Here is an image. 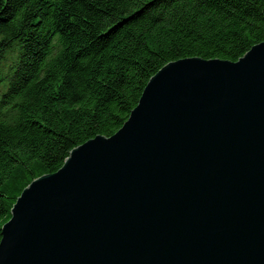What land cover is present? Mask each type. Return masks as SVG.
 I'll return each instance as SVG.
<instances>
[{"label": "water", "instance_id": "obj_1", "mask_svg": "<svg viewBox=\"0 0 264 264\" xmlns=\"http://www.w3.org/2000/svg\"><path fill=\"white\" fill-rule=\"evenodd\" d=\"M0 264H264V43L165 65L115 135L23 191Z\"/></svg>", "mask_w": 264, "mask_h": 264}, {"label": "trees", "instance_id": "obj_2", "mask_svg": "<svg viewBox=\"0 0 264 264\" xmlns=\"http://www.w3.org/2000/svg\"><path fill=\"white\" fill-rule=\"evenodd\" d=\"M261 43L264 0H0V241L23 191L115 135L165 65Z\"/></svg>", "mask_w": 264, "mask_h": 264}]
</instances>
